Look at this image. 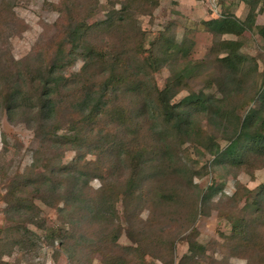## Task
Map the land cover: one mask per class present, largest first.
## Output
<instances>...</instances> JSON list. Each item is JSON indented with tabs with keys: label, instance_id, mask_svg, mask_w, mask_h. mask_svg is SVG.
I'll use <instances>...</instances> for the list:
<instances>
[{
	"label": "trees",
	"instance_id": "16d2710c",
	"mask_svg": "<svg viewBox=\"0 0 264 264\" xmlns=\"http://www.w3.org/2000/svg\"><path fill=\"white\" fill-rule=\"evenodd\" d=\"M89 1L60 0L54 5L59 14L51 27L55 37L28 57L14 60L7 49H0V115L23 123L40 142L31 164L11 180L0 200L7 198L5 213L11 222L21 217L46 230L50 245L57 242L69 264H89L87 254L100 255L101 264H145L146 256L157 258L147 232L155 228L161 211L166 217L186 211L195 216L197 199L189 195L195 173L179 150L185 142L207 152L217 166L251 176L264 168V79L258 85L253 81L256 65L240 54L239 40L220 39L242 37L253 27L264 39V24L254 25L261 1L245 0L250 12L244 20L224 14L203 22L219 38L208 56L216 70L211 79L199 75L197 65L180 63L189 51L186 42L176 40L173 26L144 47L135 17L151 14L158 0H122L95 23L88 20L96 14L97 0ZM76 62L78 71L66 76ZM165 67L171 77L160 89L154 75ZM198 81L207 88L215 85L218 94L192 91ZM181 91L187 95L174 103ZM199 115L214 122L225 147L199 131ZM68 151L75 157L61 164ZM91 180L99 187L92 188ZM215 192L210 187L197 198L204 204ZM29 194L44 205H52L49 198L58 202L55 208L64 220L60 227H45L40 209L26 198ZM254 195L251 207L258 219L233 223L228 241L235 252L252 250L264 258V220L259 222L264 219V185ZM119 202L123 217L116 208ZM145 209L149 213L142 219ZM121 232L132 245L118 244ZM135 232L142 240L133 239ZM32 238V231L20 224L0 229V250L9 249L0 255L29 248ZM187 238L188 255L182 260L197 264L204 247Z\"/></svg>",
	"mask_w": 264,
	"mask_h": 264
},
{
	"label": "rangeland",
	"instance_id": "374dc122",
	"mask_svg": "<svg viewBox=\"0 0 264 264\" xmlns=\"http://www.w3.org/2000/svg\"><path fill=\"white\" fill-rule=\"evenodd\" d=\"M59 1L0 0V49H7L14 60H20L28 57L34 48L48 46L45 44L55 37V30L51 27L57 24L59 14L53 6ZM93 1L90 0L89 3ZM120 1L122 0H97L96 14L88 20V23L103 20L106 10L113 6L119 7ZM260 1L255 9L254 25L264 24V9L261 10L264 0ZM249 12V5L245 0H158V5L151 14H139L135 18L145 48H149L165 28L173 26L172 33L176 40L186 42L189 51L187 57L180 60V63L197 65L199 75L203 73L211 79L215 76L216 70L209 64L208 56L212 45L219 38L211 34L203 22L220 18L224 14L244 20ZM220 39L240 41V54L255 63L253 81L257 85L260 84L264 79V39L256 33V29L253 27L252 30H247L242 37L223 35ZM103 44L106 46L108 41L104 40ZM106 52L109 58V49H106ZM79 68L80 62H76L65 75L71 76ZM170 77V68L165 67L154 75L155 83L160 89L164 88ZM202 83L198 81L197 85L191 88L192 91L218 94L215 85L207 88L203 85L205 83ZM186 95L187 91H181L173 102L177 103ZM249 107H252V104ZM245 111L246 109H243L239 114L242 116ZM198 117L199 131L213 136L220 147H225L227 142L222 139L221 131L214 132V126L211 124L214 122H209L204 115ZM61 126L63 127L62 124ZM39 148V139L27 126L17 120H9L6 114L0 115V195L5 193V187L11 180L21 175L31 164L33 152ZM179 150L185 164L195 173L192 176L195 187L191 189L193 194H189L190 197L193 195L197 199L195 216L194 212L186 211L175 218L166 217L162 216L161 211L158 222L153 223L155 228L147 232L150 242L154 241L153 250L157 258L148 255L144 258L145 264H192L182 260L184 255H188L189 238L187 237L189 236L194 237V240L204 247L203 255L196 258L197 264H264V258L256 256L252 250L246 253L237 250L235 252L228 241L233 223L237 224L239 220L247 222L251 218L258 219V212H253L251 201L258 187L264 185V168L253 171L251 176L235 167L230 169L213 164L212 156L190 142H185ZM74 157V152H65L60 163L66 164ZM87 159L93 158L87 156ZM42 170L41 167L38 171ZM90 186L96 189L99 187V182L91 180ZM210 187L216 189L215 194L209 201L201 204L198 195L209 193ZM26 198L40 209L45 227H60L64 222L55 208L58 202H53L49 198L48 201H51L52 205L48 206L35 200L31 194L26 195ZM6 199L3 196L0 200V229L20 224L32 231L35 238H32L33 242L29 248L16 247L10 249V255L1 254L0 264H69L67 254L57 249L58 243L54 242V246L50 245L46 230H39L34 225L25 223L21 217H15L14 222H11L9 215L5 213ZM116 208L123 217V207L120 202L117 203ZM148 213L149 210L145 209L141 218H146ZM259 219H261L259 222L264 220L262 217ZM120 220L121 227L125 228V221L122 218ZM259 238L260 236L258 240ZM133 239L139 241L142 237L135 232ZM118 244L124 247L132 245V242L124 232H121ZM7 247L0 252L9 251ZM86 253L84 251V254ZM86 259L89 264H101V257L98 254L92 257L87 254Z\"/></svg>",
	"mask_w": 264,
	"mask_h": 264
}]
</instances>
